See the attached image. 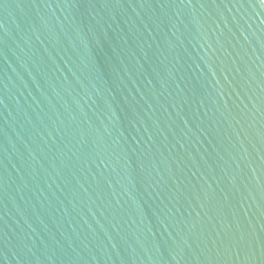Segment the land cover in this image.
Instances as JSON below:
<instances>
[{
    "label": "water",
    "instance_id": "95a60500",
    "mask_svg": "<svg viewBox=\"0 0 264 264\" xmlns=\"http://www.w3.org/2000/svg\"><path fill=\"white\" fill-rule=\"evenodd\" d=\"M0 264H264V0H0Z\"/></svg>",
    "mask_w": 264,
    "mask_h": 264
}]
</instances>
